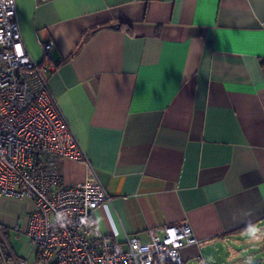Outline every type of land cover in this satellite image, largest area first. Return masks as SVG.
<instances>
[{"label":"crops","instance_id":"1","mask_svg":"<svg viewBox=\"0 0 264 264\" xmlns=\"http://www.w3.org/2000/svg\"><path fill=\"white\" fill-rule=\"evenodd\" d=\"M15 2L32 60L54 42L49 91L110 197L97 235L188 225L182 264H215L230 239L264 248V0ZM85 166L60 160L62 183ZM32 209L0 198L4 264H41L8 242Z\"/></svg>","mask_w":264,"mask_h":264},{"label":"built area","instance_id":"2","mask_svg":"<svg viewBox=\"0 0 264 264\" xmlns=\"http://www.w3.org/2000/svg\"><path fill=\"white\" fill-rule=\"evenodd\" d=\"M41 47L43 61L34 62L15 0H0V198L33 205L25 226L12 231L26 236L41 264H182L179 250L197 244L188 225L150 230L148 242L128 236L124 245L97 235L93 212L110 197L49 91L54 42ZM62 159L86 165L83 182L62 183Z\"/></svg>","mask_w":264,"mask_h":264},{"label":"rangeland","instance_id":"3","mask_svg":"<svg viewBox=\"0 0 264 264\" xmlns=\"http://www.w3.org/2000/svg\"><path fill=\"white\" fill-rule=\"evenodd\" d=\"M253 235L256 234H252L250 238H254L255 240L256 237ZM8 242L18 257L24 258L29 263L31 262L29 257L31 256L33 250L32 247H30V244H28L29 242L25 235L11 233L8 236ZM251 243L252 242L249 244ZM249 244L243 243L242 240L238 238L236 240L230 239L229 241L225 242L224 247H222L220 244V255L217 256L218 253L213 252L215 264H221L222 262L223 264H250V261L255 259H258L260 264H264V248L261 245L257 247L252 245L249 246ZM193 264L197 263L193 262Z\"/></svg>","mask_w":264,"mask_h":264},{"label":"water","instance_id":"4","mask_svg":"<svg viewBox=\"0 0 264 264\" xmlns=\"http://www.w3.org/2000/svg\"><path fill=\"white\" fill-rule=\"evenodd\" d=\"M108 27L112 29H117L118 25H110ZM4 262L5 261L3 260V257L0 254V264H4ZM250 264H260V261L258 259H255L253 261H250Z\"/></svg>","mask_w":264,"mask_h":264},{"label":"flooded vegetation","instance_id":"5","mask_svg":"<svg viewBox=\"0 0 264 264\" xmlns=\"http://www.w3.org/2000/svg\"><path fill=\"white\" fill-rule=\"evenodd\" d=\"M0 253H4V249H3V244H2V241H0ZM10 255V254H9ZM3 256H5L4 254H3ZM5 261H8L9 259H4Z\"/></svg>","mask_w":264,"mask_h":264},{"label":"trees","instance_id":"6","mask_svg":"<svg viewBox=\"0 0 264 264\" xmlns=\"http://www.w3.org/2000/svg\"><path fill=\"white\" fill-rule=\"evenodd\" d=\"M129 30V29H128ZM6 255H8L6 252H5ZM6 257V256H5Z\"/></svg>","mask_w":264,"mask_h":264}]
</instances>
